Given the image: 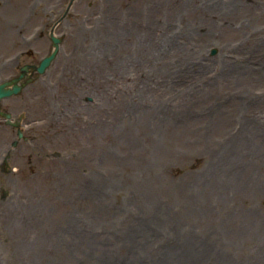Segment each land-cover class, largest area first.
I'll return each instance as SVG.
<instances>
[{
    "label": "rangeland",
    "instance_id": "374dc122",
    "mask_svg": "<svg viewBox=\"0 0 264 264\" xmlns=\"http://www.w3.org/2000/svg\"><path fill=\"white\" fill-rule=\"evenodd\" d=\"M51 34L0 100V264H264V0H0V81Z\"/></svg>",
    "mask_w": 264,
    "mask_h": 264
},
{
    "label": "bare ground",
    "instance_id": "6f19581e",
    "mask_svg": "<svg viewBox=\"0 0 264 264\" xmlns=\"http://www.w3.org/2000/svg\"><path fill=\"white\" fill-rule=\"evenodd\" d=\"M167 12H169V10H167ZM150 15H151V13L149 12L148 17L142 18L141 16H139L138 19H140V22L144 21V19H147V22H148V21H150ZM110 29L112 31H117L116 26L113 24H110ZM125 30L127 32H129L126 34V36L129 39V42L125 46L123 45L124 50L122 52V55L123 54L124 55L122 57L123 59L120 58V63L122 64L121 68H123L126 64L127 67L130 66L129 67V69H130V68L135 67V66H140L141 62L139 61V58L137 59V57L151 54V51L154 50V47L148 42L150 32L146 31L142 27L136 26V25H131V27H129L128 29H125ZM121 32L124 33V30ZM152 44L154 45V43H152ZM92 48H93V46H91L90 49L89 48L86 49V48L81 47V55H83L82 57L88 55L90 59L93 58L95 55H91V54H94L95 52L90 51ZM165 53H166V51H165ZM134 54H136L137 56L135 57L134 60L130 61L129 56L134 55ZM123 60L125 61V64H124ZM135 60H138V61H135ZM113 62H116V60ZM109 70H111V72H112L111 75H115V73L118 72V70H116L114 66H112ZM25 225L26 224H24L23 221H21V219H16L12 223V227L13 228H20V230L23 231V234L25 231ZM14 237H17L18 240L17 239H14L13 241L12 240H9V241L3 240L0 243L4 244L3 245L4 247L0 246V248L4 249L7 252H10V251L12 253L19 252L20 248L24 245V242H23L24 240L18 235H14ZM0 241H1V238H0ZM7 249H9V250H7ZM2 254H3V252H0V255H2Z\"/></svg>",
    "mask_w": 264,
    "mask_h": 264
},
{
    "label": "water",
    "instance_id": "95a60500",
    "mask_svg": "<svg viewBox=\"0 0 264 264\" xmlns=\"http://www.w3.org/2000/svg\"><path fill=\"white\" fill-rule=\"evenodd\" d=\"M52 42H53V50L50 52V54L42 57L38 63V65H32L34 69H36L39 73L43 72L46 67L49 65L50 61L54 58L57 50L58 45L60 42V38L56 37L51 34ZM30 67L29 64H24L20 68V74L14 78H11L9 80H5L3 82H0V98L4 96H9L10 94L17 93L21 87L27 83L30 80V77L22 81L21 83H18V80L22 78L26 72V70ZM8 116V115H7ZM20 133V132H19Z\"/></svg>",
    "mask_w": 264,
    "mask_h": 264
},
{
    "label": "flooded vegetation",
    "instance_id": "af4514ba",
    "mask_svg": "<svg viewBox=\"0 0 264 264\" xmlns=\"http://www.w3.org/2000/svg\"><path fill=\"white\" fill-rule=\"evenodd\" d=\"M1 100V99H0Z\"/></svg>",
    "mask_w": 264,
    "mask_h": 264
}]
</instances>
